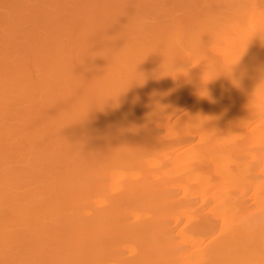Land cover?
<instances>
[{"label": "bare ground", "instance_id": "6f19581e", "mask_svg": "<svg viewBox=\"0 0 264 264\" xmlns=\"http://www.w3.org/2000/svg\"><path fill=\"white\" fill-rule=\"evenodd\" d=\"M262 79L264 0H0V264H264Z\"/></svg>", "mask_w": 264, "mask_h": 264}, {"label": "clouds", "instance_id": "9594fccd", "mask_svg": "<svg viewBox=\"0 0 264 264\" xmlns=\"http://www.w3.org/2000/svg\"><path fill=\"white\" fill-rule=\"evenodd\" d=\"M143 23L144 24H155L156 23V18L155 17H150V16H145V17H143ZM242 54L240 55V57L242 56ZM240 57H239V59L236 60L235 63L230 64L228 66V68L226 70L222 71V72L225 73V74H227V75H229V76H231L232 75V72H233V68L238 63V61L240 60ZM212 68H218V62H213L211 65H207L206 66V69H205V71L203 73V76H204L205 72L210 71ZM203 76H202V79H203ZM214 77H216V76H213L211 79H213ZM203 81H204V79H203ZM204 82H207V81H204ZM233 83H236V81L233 80ZM258 87H264V79H262L260 81V83L256 86L254 92L257 90ZM108 98H111V97H106V98L103 99V101L106 100V99H108Z\"/></svg>", "mask_w": 264, "mask_h": 264}]
</instances>
